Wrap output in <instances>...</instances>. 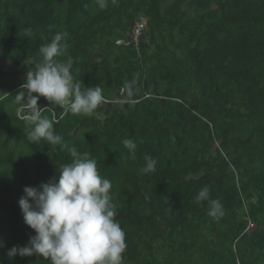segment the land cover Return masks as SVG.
<instances>
[{"label": "trees", "instance_id": "trees-1", "mask_svg": "<svg viewBox=\"0 0 264 264\" xmlns=\"http://www.w3.org/2000/svg\"><path fill=\"white\" fill-rule=\"evenodd\" d=\"M58 33L54 59L71 57L74 83L99 86L104 102L83 116L38 100L61 147L28 139L25 79L0 97V261L48 264L7 255L35 234L18 201L71 163L75 146L112 184L122 264H264V0H0V61L12 76L26 78ZM146 154L153 173L141 171ZM205 186L222 215L196 202Z\"/></svg>", "mask_w": 264, "mask_h": 264}, {"label": "clouds", "instance_id": "clouds-1", "mask_svg": "<svg viewBox=\"0 0 264 264\" xmlns=\"http://www.w3.org/2000/svg\"><path fill=\"white\" fill-rule=\"evenodd\" d=\"M96 2L101 9L108 4V0ZM24 33L30 36L32 29L25 28ZM62 39L58 33L40 47L43 62L26 73L21 86L24 91L17 94V101L22 105V118L32 125L28 136L31 142L43 139L49 144L66 147L62 136L54 132L53 121L41 116L38 100L44 97L74 115L90 116L103 104L104 97L99 86H85L81 90L74 83L71 57L65 62L54 59L61 54ZM123 145L135 155L136 143L132 139H124ZM68 151L72 162L57 165L58 175L39 186L24 187L18 203L24 223L35 234L29 237L26 245L8 249L7 255L9 258L42 256L48 264H122L127 244L125 232L115 219L112 184L99 174L94 158L79 152L75 146ZM144 160L146 164L141 171L145 174L155 172L156 159L146 154ZM195 200L208 202L209 216L223 214V206L210 197L208 186L199 190Z\"/></svg>", "mask_w": 264, "mask_h": 264}, {"label": "rangeland", "instance_id": "rangeland-1", "mask_svg": "<svg viewBox=\"0 0 264 264\" xmlns=\"http://www.w3.org/2000/svg\"><path fill=\"white\" fill-rule=\"evenodd\" d=\"M12 69L7 62L0 61V97L9 93L13 87L17 86L20 82H22L25 76L22 74H17L16 76H12Z\"/></svg>", "mask_w": 264, "mask_h": 264}, {"label": "built area", "instance_id": "built-area-1", "mask_svg": "<svg viewBox=\"0 0 264 264\" xmlns=\"http://www.w3.org/2000/svg\"><path fill=\"white\" fill-rule=\"evenodd\" d=\"M145 20L142 17H139L138 20L134 23V26L131 29L130 37L135 47H138L139 38L142 32L145 31Z\"/></svg>", "mask_w": 264, "mask_h": 264}, {"label": "water", "instance_id": "water-1", "mask_svg": "<svg viewBox=\"0 0 264 264\" xmlns=\"http://www.w3.org/2000/svg\"><path fill=\"white\" fill-rule=\"evenodd\" d=\"M118 44H127L125 41H118ZM38 107L41 109L42 105L38 104Z\"/></svg>", "mask_w": 264, "mask_h": 264}]
</instances>
